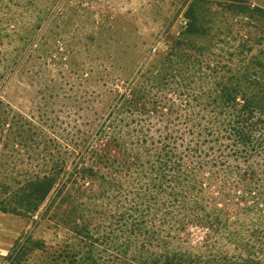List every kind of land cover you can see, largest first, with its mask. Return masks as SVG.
I'll return each instance as SVG.
<instances>
[{"label": "rangeland", "instance_id": "1", "mask_svg": "<svg viewBox=\"0 0 264 264\" xmlns=\"http://www.w3.org/2000/svg\"><path fill=\"white\" fill-rule=\"evenodd\" d=\"M193 6L213 30L189 32ZM221 9L218 0H0V97L10 111L0 116V185L49 183L34 208H0V264L17 242L29 249L22 264H169L174 254L237 264L241 248L195 224L182 231L116 141L101 137L123 93L167 54L215 68ZM226 17L234 33L248 32L242 16ZM249 249L264 264V245Z\"/></svg>", "mask_w": 264, "mask_h": 264}, {"label": "trees", "instance_id": "2", "mask_svg": "<svg viewBox=\"0 0 264 264\" xmlns=\"http://www.w3.org/2000/svg\"><path fill=\"white\" fill-rule=\"evenodd\" d=\"M218 1L215 68H195L180 53L174 62L167 54L159 69L133 81L112 121L98 133L116 141L151 189L170 204L182 231L194 224L207 229L216 241L242 249L237 264H258L261 254L249 247L264 245V8H250L245 0ZM193 7L189 32L213 30L197 24ZM226 13L242 16L240 27L248 32L234 33ZM4 104L0 97V116L8 117ZM115 123L128 131L115 134ZM80 171L85 175L88 168ZM48 184L47 177L34 176L0 185V208H34L33 200L44 197ZM28 250L17 242L2 258L22 264ZM181 261L182 255L174 254L169 264Z\"/></svg>", "mask_w": 264, "mask_h": 264}, {"label": "crops", "instance_id": "3", "mask_svg": "<svg viewBox=\"0 0 264 264\" xmlns=\"http://www.w3.org/2000/svg\"><path fill=\"white\" fill-rule=\"evenodd\" d=\"M253 3L257 6H260L262 8H264V0H252Z\"/></svg>", "mask_w": 264, "mask_h": 264}]
</instances>
